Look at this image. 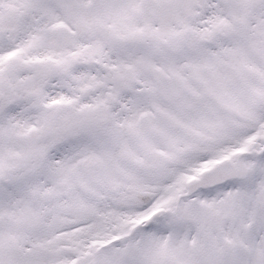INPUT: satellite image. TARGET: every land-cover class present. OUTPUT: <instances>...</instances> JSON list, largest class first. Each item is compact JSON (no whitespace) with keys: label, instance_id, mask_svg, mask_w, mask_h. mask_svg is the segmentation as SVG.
Segmentation results:
<instances>
[{"label":"snow or ice","instance_id":"snow-or-ice-1","mask_svg":"<svg viewBox=\"0 0 264 264\" xmlns=\"http://www.w3.org/2000/svg\"><path fill=\"white\" fill-rule=\"evenodd\" d=\"M0 264H264V0H0Z\"/></svg>","mask_w":264,"mask_h":264}]
</instances>
